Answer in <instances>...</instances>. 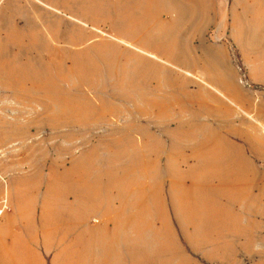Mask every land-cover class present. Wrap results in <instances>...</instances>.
I'll return each instance as SVG.
<instances>
[{"label": "rangeland", "instance_id": "374dc122", "mask_svg": "<svg viewBox=\"0 0 264 264\" xmlns=\"http://www.w3.org/2000/svg\"><path fill=\"white\" fill-rule=\"evenodd\" d=\"M240 12L244 83L202 32L192 41L178 0H0V58L31 63L11 81L19 102H0V200L8 179L23 193L49 172L69 194L73 158L81 194L98 197L120 177L141 176L146 191L153 169L162 197L191 150L208 160L242 145L264 162V32L253 27L264 1Z\"/></svg>", "mask_w": 264, "mask_h": 264}, {"label": "crops", "instance_id": "0c3cea01", "mask_svg": "<svg viewBox=\"0 0 264 264\" xmlns=\"http://www.w3.org/2000/svg\"><path fill=\"white\" fill-rule=\"evenodd\" d=\"M178 1L192 41L203 33L208 48L225 53V64L237 69L243 83L250 82L246 51L237 42L240 11L264 0ZM255 25L264 32V18ZM248 27L241 26L243 31ZM15 55L0 58L1 103H18L11 81L30 78L31 63H15ZM150 133L159 141V129ZM235 146L217 145L215 159L208 160L191 150L179 168L181 176L167 177L162 197L154 169L146 177V191L136 175L110 179L114 186H106L102 197L81 194L74 158L66 195L53 187L62 179L50 172L43 186L36 177L23 193L11 191L8 179L0 264H264V162L256 160L254 148Z\"/></svg>", "mask_w": 264, "mask_h": 264}, {"label": "built area", "instance_id": "2783aa9c", "mask_svg": "<svg viewBox=\"0 0 264 264\" xmlns=\"http://www.w3.org/2000/svg\"><path fill=\"white\" fill-rule=\"evenodd\" d=\"M7 209H8V200L5 198L1 199L0 200V220L4 217Z\"/></svg>", "mask_w": 264, "mask_h": 264}]
</instances>
